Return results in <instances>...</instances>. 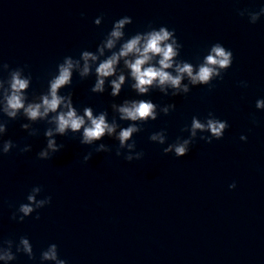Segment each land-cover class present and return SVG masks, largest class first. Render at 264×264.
Listing matches in <instances>:
<instances>
[{
    "label": "clouds",
    "instance_id": "9594fccd",
    "mask_svg": "<svg viewBox=\"0 0 264 264\" xmlns=\"http://www.w3.org/2000/svg\"><path fill=\"white\" fill-rule=\"evenodd\" d=\"M235 11L250 25H256L264 18V5ZM81 16L83 18L84 14ZM104 19L101 13L94 18L93 24L99 28ZM132 23L130 16L115 19L107 31H102L94 50L82 48L77 53L63 56L54 70L46 73V86L39 92L33 89V75L28 65L13 67L0 58V158L13 150L21 155L32 151L31 144L21 145L10 138L4 139L11 122L23 121L20 129L28 137H39L41 128L38 125L44 126L45 143L36 153L38 160H51L65 148L57 137L70 135L80 145L90 148L83 154L84 164L94 154L111 155L113 152L126 162L139 161L145 153L137 150L134 137L146 131L150 121L169 116L176 110L175 103H155L152 94L187 97L193 88L202 86L210 94L217 87L213 82H222L233 65L232 50L220 42L210 44L193 63L182 58L184 46L175 29L166 25L156 27L150 22L142 30L129 34L126 28ZM74 76L81 82L94 78L89 91L94 95L107 93L112 98L108 106L99 111L91 105L78 107L74 101ZM238 86L247 88L248 82L239 81ZM125 88L130 95L120 99ZM255 109L264 110V98L255 101ZM250 123L259 126L255 113H250ZM228 128L226 120L209 111L203 118L192 116L190 123L181 127V135L172 142L163 128L151 132L148 140L162 146V154L181 158L189 154L197 140L211 144L221 140ZM105 137L116 143L103 142ZM239 139L246 142L248 137L241 135ZM236 186L234 181L228 187L232 190ZM43 193L42 185H34L25 197L26 202L9 204L12 209L10 219L17 223H23L28 217L40 220V210L52 203V196ZM20 255L30 261L38 260V264H68L56 243L40 248L37 255L28 236L0 234V262L11 264Z\"/></svg>",
    "mask_w": 264,
    "mask_h": 264
}]
</instances>
